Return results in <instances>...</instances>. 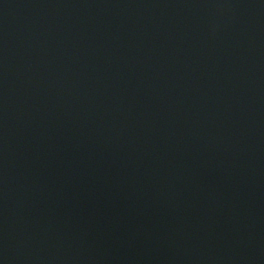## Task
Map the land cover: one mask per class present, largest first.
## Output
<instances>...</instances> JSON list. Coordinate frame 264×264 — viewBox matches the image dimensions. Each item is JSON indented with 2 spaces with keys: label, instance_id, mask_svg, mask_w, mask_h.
I'll list each match as a JSON object with an SVG mask.
<instances>
[{
  "label": "water",
  "instance_id": "water-1",
  "mask_svg": "<svg viewBox=\"0 0 264 264\" xmlns=\"http://www.w3.org/2000/svg\"><path fill=\"white\" fill-rule=\"evenodd\" d=\"M0 264H264V0H0Z\"/></svg>",
  "mask_w": 264,
  "mask_h": 264
}]
</instances>
